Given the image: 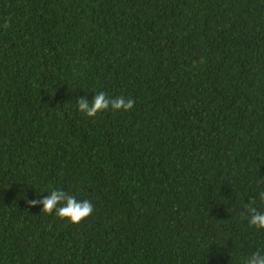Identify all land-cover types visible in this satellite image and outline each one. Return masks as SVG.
I'll return each mask as SVG.
<instances>
[{"label": "trees", "instance_id": "16d2710c", "mask_svg": "<svg viewBox=\"0 0 264 264\" xmlns=\"http://www.w3.org/2000/svg\"><path fill=\"white\" fill-rule=\"evenodd\" d=\"M261 191L264 0H0V264H243Z\"/></svg>", "mask_w": 264, "mask_h": 264}, {"label": "clouds", "instance_id": "9594fccd", "mask_svg": "<svg viewBox=\"0 0 264 264\" xmlns=\"http://www.w3.org/2000/svg\"><path fill=\"white\" fill-rule=\"evenodd\" d=\"M4 27H8L7 21ZM79 110L88 117H94L97 113L103 110L111 109L128 111L134 107V101L125 99L122 96L108 98L104 92H98L89 102L84 98L77 100ZM259 198L264 200V191L259 193ZM29 207L42 204L41 212L46 214H55L61 219H68L71 223H80L93 212V205L90 201H78L74 196L65 191L56 189L52 190L49 195L41 200L33 199L27 201ZM247 216L249 224L260 229H264V213L257 210L256 207H247ZM243 264H264V252H254Z\"/></svg>", "mask_w": 264, "mask_h": 264}]
</instances>
